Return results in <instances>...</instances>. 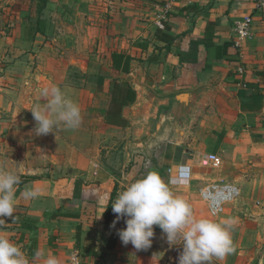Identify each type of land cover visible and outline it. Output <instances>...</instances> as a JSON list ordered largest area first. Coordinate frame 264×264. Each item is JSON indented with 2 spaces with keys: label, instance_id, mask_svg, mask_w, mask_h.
I'll list each match as a JSON object with an SVG mask.
<instances>
[{
  "label": "crops",
  "instance_id": "1",
  "mask_svg": "<svg viewBox=\"0 0 264 264\" xmlns=\"http://www.w3.org/2000/svg\"><path fill=\"white\" fill-rule=\"evenodd\" d=\"M41 3L0 0V169L21 180L0 234L30 264H43L37 250L61 264L74 250L86 264L164 263L155 228L151 247L136 250L118 236L125 218L114 227L115 213L105 220L114 186L111 209L137 180L135 170L113 173L95 150L118 143L124 157L149 162L142 176L167 163L179 184L171 190L190 205L217 178L238 185L221 213L235 221V252L223 262L264 264V8L251 0H45L37 10ZM245 15L252 34L240 56L233 24ZM52 85L79 105L82 121L38 136L31 110L46 104L40 93ZM127 89L134 99L119 108L112 99ZM95 122L103 129L94 139ZM184 165L188 179L176 174ZM199 176L210 181L197 186ZM25 188L38 198L25 199Z\"/></svg>",
  "mask_w": 264,
  "mask_h": 264
},
{
  "label": "clouds",
  "instance_id": "2",
  "mask_svg": "<svg viewBox=\"0 0 264 264\" xmlns=\"http://www.w3.org/2000/svg\"><path fill=\"white\" fill-rule=\"evenodd\" d=\"M46 100L42 107L32 109L36 122L35 134L47 135L63 125L67 129L79 127L82 121L79 105L68 97L59 86L52 85L41 90ZM21 183L20 174L0 169V224L3 217H12L16 209V187ZM25 199H36L39 190L25 188ZM116 220L125 218L126 227L118 230L123 245L129 243L136 250L151 247L153 226L166 234L169 244L182 237V252L178 264H211L212 258L223 260L235 252L232 229L235 221L227 218L217 221L212 218L196 219L191 205L175 195L170 182H165L158 172L149 171L132 182L112 204ZM35 260L43 264H61L55 255H45L42 250L34 253ZM0 264H30L21 247L9 237L0 234Z\"/></svg>",
  "mask_w": 264,
  "mask_h": 264
},
{
  "label": "rangeland",
  "instance_id": "3",
  "mask_svg": "<svg viewBox=\"0 0 264 264\" xmlns=\"http://www.w3.org/2000/svg\"><path fill=\"white\" fill-rule=\"evenodd\" d=\"M75 73L79 77V79H80L79 84L81 85V83H82L81 79L84 76V71H83L82 67L79 66L77 71H75ZM90 127H91L92 131L96 132L93 136H91L94 139L98 137L97 133L103 129L98 122L91 124ZM64 133H65V130L63 131V136L65 137ZM103 134H105V131H103ZM114 137H116V136H114ZM110 146H111V150L109 153H107V150H109L108 148L102 149V144H99L98 146H96L97 149H95L96 148L95 146L92 147V149L99 151V155H100L101 160L103 161V163H105L106 166H108L112 170L113 173H115L116 175H121L122 169L124 170L125 173H127L130 170H135L137 172V175L133 177L134 179H139V178L144 176V175L142 176L141 174H142V172H145L146 170H148L149 162L145 161V159H140V158L135 159L134 157H131V158L130 157H124L123 156L124 150H122V145H120V144L118 145V143H114V144L112 143ZM62 150H63V153L65 154V151H66L65 144H63V146H62ZM68 150H70L69 147H68ZM120 151H121V153H120ZM144 156L148 157V155H144ZM110 157H111L110 161H113V162L107 163L106 161L109 160ZM166 166H167V163H164V162H161L158 166V169H159L158 173L161 176V178L166 183L170 182V186H172V187L174 185H179V184H175V182L170 180V173H169V170ZM211 168H213V167L211 166ZM196 180L197 181H195L196 182L195 184H197V186L201 185L202 183H206V182L210 181V179L208 177H203V176L196 177ZM183 183H186V182H183ZM238 188H239V186H238ZM191 208H192L193 216L196 219L212 218V219H215L217 221L223 220L222 219L223 214H221L218 217L210 216L206 211L205 205L200 201V199L198 197L191 204ZM112 213L113 212L111 209L109 211V215H111ZM153 228H155L159 234V245H160V249L163 250V253H161V258L164 259V263H162V264H178V258H179L180 253L182 252V247H183L182 246V237H178L177 240L175 241V244H169L167 239H166V234L163 233V231L159 228V226L154 225ZM161 258H160V260H162ZM211 264H224V262H223V260H217L215 257H213Z\"/></svg>",
  "mask_w": 264,
  "mask_h": 264
},
{
  "label": "built area",
  "instance_id": "4",
  "mask_svg": "<svg viewBox=\"0 0 264 264\" xmlns=\"http://www.w3.org/2000/svg\"><path fill=\"white\" fill-rule=\"evenodd\" d=\"M256 8H264V0H251ZM233 46L241 56V48L245 40L251 36L252 32V16L245 15L234 21L233 24ZM241 75L244 68L239 65L237 69ZM210 165L213 168H219L222 160L219 156L213 155L210 159ZM171 172V169H168ZM177 177L188 179L190 177L189 166H178L176 171ZM199 198L204 203L207 213L212 217L220 215L226 203L234 201L240 195V190L237 185L228 182L224 178H217L209 183H206L198 190ZM66 264H86L81 253L74 250Z\"/></svg>",
  "mask_w": 264,
  "mask_h": 264
},
{
  "label": "trees",
  "instance_id": "5",
  "mask_svg": "<svg viewBox=\"0 0 264 264\" xmlns=\"http://www.w3.org/2000/svg\"><path fill=\"white\" fill-rule=\"evenodd\" d=\"M44 3H45V0H42V3L37 7V10L41 9L44 6ZM227 46H228V43L223 44V50L222 51H224V48ZM120 95H124L122 99H120V98L112 99V101H114V103L115 102L118 103L119 108H121L122 105H125V104L129 103L130 101H133V99H134V92L132 90H129V89H127L125 92H120ZM115 190H116V187L114 186L113 191L111 193L110 201L107 205L106 212H105V220L106 221L110 218L109 211L111 210V201L114 197ZM114 241H115V235L112 234L106 243V248H108V249L111 248L114 244Z\"/></svg>",
  "mask_w": 264,
  "mask_h": 264
}]
</instances>
